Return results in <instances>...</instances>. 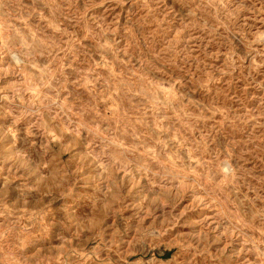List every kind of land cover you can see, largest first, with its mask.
Returning <instances> with one entry per match:
<instances>
[{"label":"rangeland","instance_id":"374dc122","mask_svg":"<svg viewBox=\"0 0 264 264\" xmlns=\"http://www.w3.org/2000/svg\"><path fill=\"white\" fill-rule=\"evenodd\" d=\"M0 264H264V0H0Z\"/></svg>","mask_w":264,"mask_h":264},{"label":"bare ground","instance_id":"6f19581e","mask_svg":"<svg viewBox=\"0 0 264 264\" xmlns=\"http://www.w3.org/2000/svg\"><path fill=\"white\" fill-rule=\"evenodd\" d=\"M223 170H224V169H223ZM226 172H228V171H227V169L225 168V170H224V175H226Z\"/></svg>","mask_w":264,"mask_h":264}]
</instances>
